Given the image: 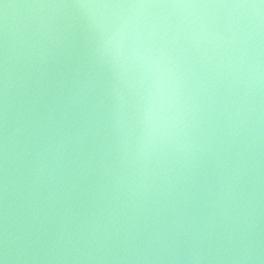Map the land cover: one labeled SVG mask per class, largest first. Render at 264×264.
<instances>
[{
  "label": "water",
  "instance_id": "obj_1",
  "mask_svg": "<svg viewBox=\"0 0 264 264\" xmlns=\"http://www.w3.org/2000/svg\"><path fill=\"white\" fill-rule=\"evenodd\" d=\"M0 264H264V0H0Z\"/></svg>",
  "mask_w": 264,
  "mask_h": 264
},
{
  "label": "clouds",
  "instance_id": "obj_2",
  "mask_svg": "<svg viewBox=\"0 0 264 264\" xmlns=\"http://www.w3.org/2000/svg\"><path fill=\"white\" fill-rule=\"evenodd\" d=\"M101 7H120V5H102Z\"/></svg>",
  "mask_w": 264,
  "mask_h": 264
}]
</instances>
